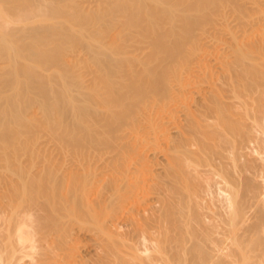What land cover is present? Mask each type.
I'll return each mask as SVG.
<instances>
[{
    "label": "bare ground",
    "instance_id": "1",
    "mask_svg": "<svg viewBox=\"0 0 264 264\" xmlns=\"http://www.w3.org/2000/svg\"><path fill=\"white\" fill-rule=\"evenodd\" d=\"M74 1L0 0V264H264V0Z\"/></svg>",
    "mask_w": 264,
    "mask_h": 264
},
{
    "label": "rangeland",
    "instance_id": "2",
    "mask_svg": "<svg viewBox=\"0 0 264 264\" xmlns=\"http://www.w3.org/2000/svg\"><path fill=\"white\" fill-rule=\"evenodd\" d=\"M66 2V1H65ZM65 2L63 3V5L65 4ZM106 2H108V0H75L74 1V4H75V6H77L79 9H81V10H83L84 12L85 11H87V12H85V13H88V14H90V13H94V12H96V11H99L100 9H103L104 7H105V5H106ZM67 3V2H66ZM68 4V3H67ZM62 6V5H61ZM83 6V7H82ZM92 6V7H91ZM85 7V8H84ZM257 16H259V17H262L263 16V14H258ZM68 21H67V24H68V26L71 28V31H73V33L75 34V35H78L80 32H81V30H82V26H81V21L80 22H77V21H75V20H72V19H70V18H66ZM70 19V20H69ZM61 20V19H60ZM63 20V19H62ZM99 28V27H98ZM95 29V26H89V30H94ZM69 35L71 34V33H68ZM59 38H61V37H59ZM18 45H21V42H18L17 43ZM67 48H70V49H67ZM78 48L79 47H71L69 44L64 48V49H60L62 52H60V55L62 56V58H64L65 59V61L68 63H70V64H75L77 61V59H76V54H77V52H78ZM67 50V51H66ZM64 54H65V56H64ZM25 63H27V64H33V61L30 59V60H27ZM11 63H9L7 60H0V71L3 73L4 71H9L11 68ZM58 72H60V65H56V66H53V67H51L50 69H48L47 71H45L44 72V75L45 76H53V75H58ZM2 87V86H1ZM1 89V88H0ZM10 91H6L4 94H3V97H1V100H4V99H6V98H8L9 96H10ZM32 114L31 115H33V116H35L36 118H38V120L40 119V120H44V114L42 113V111L40 110V108L39 107H36V108H33L32 110ZM38 112H39V114H38ZM42 117V118H41ZM39 129V130H38ZM45 128H37L36 130L38 131V132H36V130H35V132H34V134H35V136L33 135V140L35 141H33L32 142V135H31V137H30V139H31V143H36L37 141L38 142H44V141H47L48 139V136L49 137H51L50 136V134H49V132L45 129ZM41 130H42V132H41ZM43 130L44 131H46V132H43ZM48 135V136H46V134ZM44 134H45V136H44ZM53 137V136H52ZM30 139H29V141H30ZM36 139V140H35ZM45 139V140H44ZM49 139H51V138H49ZM44 140V141H43Z\"/></svg>",
    "mask_w": 264,
    "mask_h": 264
}]
</instances>
